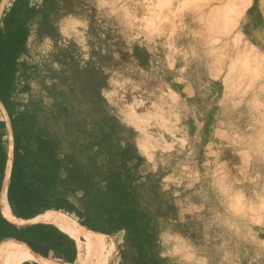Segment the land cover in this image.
<instances>
[{"label":"rangeland","instance_id":"1","mask_svg":"<svg viewBox=\"0 0 264 264\" xmlns=\"http://www.w3.org/2000/svg\"><path fill=\"white\" fill-rule=\"evenodd\" d=\"M59 1L67 2L56 0L55 5ZM232 1L162 0L172 15V33L179 10L187 45L195 31L204 58L210 55L219 67L213 83L191 86L194 96L159 92L157 79L148 84L153 92L132 87L131 46L146 23L132 27L128 6L127 20L116 21L113 0H107V7L101 1V12L93 5L98 0H68L76 18V32L66 38L69 43L37 37L29 47L31 62L40 66L58 65L52 55L68 47L81 65L96 60L109 75L107 99L122 121L130 123L128 115L135 123L128 124L138 131L134 140L148 168L158 173L160 190L177 207L172 217L161 219L158 236L160 255L172 264H264V59H253L264 57V0H251L228 31ZM6 8L3 5L0 23ZM240 34L243 42L235 44ZM139 55L148 58L145 49ZM28 85L36 89L39 80L31 79ZM136 98L144 101L137 103ZM163 103L172 106L171 113ZM220 124L226 138L222 141L217 139ZM8 135L7 127V145Z\"/></svg>","mask_w":264,"mask_h":264},{"label":"trees","instance_id":"2","mask_svg":"<svg viewBox=\"0 0 264 264\" xmlns=\"http://www.w3.org/2000/svg\"><path fill=\"white\" fill-rule=\"evenodd\" d=\"M55 1L8 0L1 18L0 103L13 135L10 207L24 219L54 208L92 231L122 233L120 264H172L160 255L158 236L161 219L177 207L160 190L158 173L148 168L134 140L137 131L105 96L109 75L96 60L81 65L68 47L52 55L56 66L29 61L33 30L38 38L57 36ZM24 78L38 79L39 87L20 100ZM1 104L0 194L9 160ZM56 231L47 225L17 229L0 207V241L14 237L49 256Z\"/></svg>","mask_w":264,"mask_h":264},{"label":"crops","instance_id":"3","mask_svg":"<svg viewBox=\"0 0 264 264\" xmlns=\"http://www.w3.org/2000/svg\"><path fill=\"white\" fill-rule=\"evenodd\" d=\"M65 1L67 2L65 3L63 1H59V3L56 4V6L58 7V17L56 20L57 36L55 38L51 37L50 40L53 42H59L60 39L65 40L67 36H71L74 32H76L74 25H72L74 21H76L75 16H72L74 15L75 11H71L69 9L70 5L68 0ZM101 1H104V5L105 7H107V0H98L97 4H93L96 6V8L99 9L100 12L103 10V7L101 6ZM125 1L126 0H113V3L110 4V6L114 9V19L120 22L126 21L128 11L124 9V7L128 6L130 7L129 14L131 16L130 20L132 23V27L134 26L135 22L138 24V28L140 27L139 23H146L144 30H138L137 40L133 41V44L131 46V74L128 79H130L132 87H136L137 91L145 89V91L148 93V89H150V91H154L153 86L150 87L148 86V84L153 85L151 81L157 79L160 80V82H157L159 86V92L161 91L162 93L166 94L172 91L174 94L179 96H182V94L184 93H188V95L194 96L197 92L195 89H191V86L203 84V82H205L206 84H211L213 83V79H217L216 74L218 72L219 67L218 65L214 64V60H212V58H209L210 55H207L208 59L204 58L203 49H201L200 46L197 45V38L199 37H197L195 31L193 32V38H191L193 40L190 39V45H187V35L185 33H182L180 26L181 11L177 10L173 16V21L175 22V29L172 33L169 26V22L172 15L169 14L170 9L162 4V0ZM38 2L40 3L41 1ZM3 3L4 5L8 4V0H2L0 3V7ZM82 11L83 10L79 11V13H82ZM176 22H178V24ZM34 38H37L35 30L31 32L28 38L27 48L29 49V56L31 50L29 47L31 45L32 39ZM143 49L147 50L148 52V58L146 61H142L139 55V51ZM204 60L206 61L204 62ZM29 61L31 62V57H29ZM135 71H137V75ZM22 81L23 83H20L21 89L17 93V95L23 96L22 98L19 97L20 100L26 98L29 86L28 84L30 83L31 79L24 78ZM109 91L110 90L107 89L104 90L105 96H107ZM136 101L137 103H139L140 101L144 100L143 98H136ZM163 106L167 107L169 112L171 113V105H169L168 103H163ZM127 118L129 120L127 122L130 123H126L125 121L123 122H125L127 125H133L134 122L129 119L128 115ZM220 127L221 124L219 125L217 131L219 132L217 139L222 141L226 138L220 134ZM221 146L222 145L220 144V148ZM8 184L9 182H7V179L5 177L2 192L0 194L1 212L2 197L4 192L5 194H7L6 186H8ZM48 210H54L65 213L76 220V218L62 210H56L54 208ZM39 215L40 214H38L37 217ZM35 217L29 219L18 217L20 219H23V221H28V223L25 222L23 225L14 223L6 217L5 218L9 222H11L17 229H21L27 225H47L53 227L57 230L56 234L58 236V242L56 247L49 251V256H44L41 253L35 251L36 253L41 255L43 259H27L21 262L20 264H81L85 261L88 254V237L86 236V234L81 233L80 235L75 236L66 231L68 229L65 226H59V224L55 222L32 221ZM111 237L114 239V242L111 240ZM116 237L117 236H110V245L106 242H103V244H99L96 239L91 238L93 241H95L98 245L101 246L102 251L106 254L101 255L100 257V260L105 261L106 264L121 263L119 244L122 239L117 240ZM7 239L16 240V238L14 237H9L1 240L0 243ZM110 246L112 247V251ZM11 249L14 248L11 246L6 248L5 261ZM93 261L96 262L97 260L94 259Z\"/></svg>","mask_w":264,"mask_h":264},{"label":"bare ground","instance_id":"4","mask_svg":"<svg viewBox=\"0 0 264 264\" xmlns=\"http://www.w3.org/2000/svg\"><path fill=\"white\" fill-rule=\"evenodd\" d=\"M251 0H233L232 1V5L231 7V11L233 12V22L232 20L229 21L228 25L226 24V26H228V31L231 29H234V27L236 26V18L239 17L240 15H242V13L245 11V9L248 7V5L250 4ZM252 3V2H251ZM4 3L1 5L0 7V12L2 11ZM229 9V8H228ZM227 9V10H228ZM211 10V9H210ZM230 10V9H229ZM228 10V11H229ZM218 13V12H217ZM220 13V12H219ZM210 15V14H209ZM231 15V14H230ZM229 15V16H230ZM221 16V15H220ZM209 17V16H208ZM207 17V18H208ZM213 17V16H212ZM214 18V17H213ZM217 18V17H216ZM228 21V20H227ZM224 23V22H223ZM226 23V21H225ZM214 24V23H213ZM214 26V25H213ZM221 29V28H220ZM200 30V29H199ZM222 30V29H221ZM241 36H243V34L238 37V39L236 40L235 44H241L243 42ZM246 43V42H245ZM251 47V46H250ZM248 45L246 46V50L252 54L253 53V48H250ZM253 47H255V45H253ZM256 56V55H255ZM262 56V55H261ZM247 57V56H246ZM248 58V57H247ZM254 61H258L260 62V60L262 61L264 59V57L258 58L257 56L253 58ZM264 62V60L262 61ZM234 63V62H233ZM248 64V63H247ZM253 64V63H252ZM257 64V63H255ZM245 65V64H244ZM243 65V66H244ZM260 66V65H258ZM257 65H254V67L259 68ZM245 67V66H244ZM248 68V66H247ZM245 68V70L247 69ZM261 68V67H260ZM247 71H250L249 69H247ZM258 71V69L256 70V72ZM260 72V71H259ZM264 73V72H263ZM261 73L257 74L258 78H260ZM175 99V98H174ZM9 142L7 145L8 148V153H9V163H8V173L11 169L12 166V154H13V137H12V131H11V127L9 128ZM8 177H7V182H8ZM7 188V186H6ZM6 191V189H5ZM5 192L3 193V197H2V212L4 214V216L9 219L10 221L17 223V224H21L23 225L26 221H23V219L18 218L17 216H15L13 214V212L10 209V204H8L7 198H6ZM37 217V216H36ZM34 218L32 221H45V222H55L57 224H59V226H65L68 230L69 233L78 236L81 233L86 234V236L88 237V243H87V247H88V254L87 257L85 259L84 262H82L81 264H106L105 261L100 260L101 255H106L102 249L101 246L98 245L95 241H93L91 238H95V237H100L102 238L106 243H108L110 245V235H106L97 231H91L88 227L81 225L79 222H77L75 219H73L72 217H70L69 215L59 212V211H54V210H47L43 213H41L37 218ZM13 247L14 249H11L9 255L7 256V259L5 261V250L7 247ZM111 251H112V247L110 246ZM35 258H39V259H43L41 257V255H39L38 253H36L35 251H33L25 242L23 241H18L15 239H7L4 240L3 242L0 243V264H20L21 262H23L24 260L27 259H35ZM79 258V257H78ZM52 259V258H50ZM80 259V258H79ZM94 259H96L97 261H93ZM81 260V259H80ZM57 262V261H56ZM80 263V262H79Z\"/></svg>","mask_w":264,"mask_h":264},{"label":"water","instance_id":"5","mask_svg":"<svg viewBox=\"0 0 264 264\" xmlns=\"http://www.w3.org/2000/svg\"><path fill=\"white\" fill-rule=\"evenodd\" d=\"M1 104V103H0ZM1 108H2V110H3V113H4V116H5V119H6V122H7V127L8 128H10L11 127V123H10V119H9V116H8V114H7V112H6V110H5V108H4V106L1 104ZM11 131H12V128H11ZM12 137H13V135H12ZM12 158H13V154H12ZM13 162V161H12ZM8 163H9V160H8ZM8 163H7V174H6V179H7V177L9 178L10 177V172H11V169H10V171H9V173H8ZM12 167V166H11ZM8 182H9V179H8ZM9 185V184H8ZM7 188H8V186H7ZM15 215V214H14ZM16 216V215H15ZM27 223H28V221H26ZM82 225V224H81ZM17 240V239H16ZM18 241H20V240H18ZM27 244V243H26ZM28 245V244H27ZM29 246V245H28ZM30 247V246H29ZM31 248V247H30ZM32 249V248H31Z\"/></svg>","mask_w":264,"mask_h":264},{"label":"built area","instance_id":"6","mask_svg":"<svg viewBox=\"0 0 264 264\" xmlns=\"http://www.w3.org/2000/svg\"><path fill=\"white\" fill-rule=\"evenodd\" d=\"M61 41H62V44H63L64 46H66V44H68V43H69L68 39H65V40H64V39H62Z\"/></svg>","mask_w":264,"mask_h":264}]
</instances>
